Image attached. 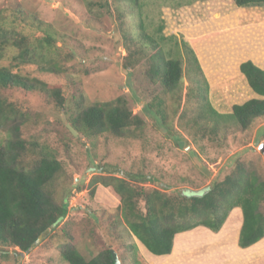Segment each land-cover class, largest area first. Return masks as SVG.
<instances>
[{"label": "rangeland", "instance_id": "1", "mask_svg": "<svg viewBox=\"0 0 264 264\" xmlns=\"http://www.w3.org/2000/svg\"><path fill=\"white\" fill-rule=\"evenodd\" d=\"M0 11L10 31L27 35L32 40L40 29L48 31L60 48L63 64L60 74L41 72L36 65L21 66L13 71L61 86L63 107H57L54 100L42 94L20 92L16 98L27 110L20 137L59 151L64 172L49 191L57 202H62L64 197L69 200V214L65 220L29 253L19 255L0 246V264H68L61 255L68 244L87 260L111 248L125 264H133L135 255L140 264H177L175 260H147L148 250L130 238L122 222L118 209L120 198L112 188L99 185L91 196L90 182L100 172L104 175L133 174L146 167L147 173L160 175L169 185L194 187V191H199L222 181L242 163L264 181V155L259 149L264 144V117L255 120L247 130H242L230 118H222L217 136L208 133L206 138H199L195 143L180 129L179 116L171 118V115L173 125L165 128L150 109L162 90L146 75L147 62L143 60L130 70L124 66L128 54L126 38L130 39L133 34L141 36L140 23L143 22L146 33L160 42L167 58H179L177 51L182 46L176 47V43L184 39L192 48L206 51L208 65L212 68L218 65L212 58L217 41L227 39L224 24L240 23L242 29L238 35L239 39H244L256 29L253 26L247 33L246 26L264 21V5L239 8L234 0H140L137 7L134 0H0ZM162 25L161 33L159 27ZM162 35L168 39L162 41ZM192 37L195 43L198 41L194 46ZM17 53V50L8 49L1 65L11 67ZM228 72L235 79L230 85L238 83L237 87L221 80L225 72H215L210 78L212 86L208 82L209 89L205 91V99L224 117L232 113L234 105L261 99L242 73L244 79L237 71ZM182 87L180 107L188 111L187 117L196 116L206 103L199 90L204 89L205 84L199 87L186 78ZM119 97L125 98L129 108L145 121L144 129L135 137L119 139L106 133L88 140L71 129L70 121L78 115L79 103L91 106ZM166 102L172 113L179 99L177 95H170ZM7 139V133L0 131V145ZM34 159L35 156H27L24 165H31ZM260 212L264 214V202ZM126 239L136 243L137 251L122 244ZM5 253L6 258L2 257Z\"/></svg>", "mask_w": 264, "mask_h": 264}, {"label": "trees", "instance_id": "2", "mask_svg": "<svg viewBox=\"0 0 264 264\" xmlns=\"http://www.w3.org/2000/svg\"><path fill=\"white\" fill-rule=\"evenodd\" d=\"M139 1L134 0L136 7ZM234 3L239 8H250L264 5V0H234ZM4 20L0 11V131L8 135V139L0 145V246L23 255L32 251L49 231L58 228L65 220L69 214V200L64 197L62 202H57L49 191V187L64 172L59 151L20 137L27 120V110L16 95L20 92L42 94L50 101L54 100L57 107L64 106V98L60 85H49L13 70L36 65L41 72L56 75L63 71V64L60 48L50 32L40 29L32 40L27 35L10 31ZM140 29L141 36L133 34L130 39L126 38L128 54L124 66L130 70L143 60L147 62L146 75L162 90L161 96L158 95L155 103L150 104V109L165 128L172 127L171 118L179 116L180 129L198 143L199 138H206L208 133L218 135L219 120L222 118H230L242 130H247L255 120L264 117V70L253 62L241 64L240 71L261 99L234 105L232 113L224 117L205 99L208 81L193 48L183 39L182 43H176V47L182 46V49L177 48L179 58L169 59L160 42L146 33L143 22ZM163 30L164 25L159 27V32ZM167 39L161 36L162 41ZM169 39L176 40V37ZM8 49L18 52L12 58L11 67L1 65L4 52ZM186 78L199 87L205 84V88L199 90L206 103L192 117H187L188 111L180 107L182 84ZM191 92L187 93L188 102ZM170 95H177L179 99L172 113L168 111L166 102ZM210 124L213 126L210 127ZM145 125L144 119L129 108L123 97L91 106L81 102L78 104V115L70 121L71 129L88 140L106 133L119 139L135 137ZM27 156H35L29 166L24 165ZM99 185L114 190L120 198L118 209L130 238L155 256L170 255L178 234L199 227L219 232L236 208H240L243 215L239 247L246 249L264 239V214L260 212L264 202V181L242 163L222 181L199 191H194V187L169 185L160 175L147 173L146 167L133 174L97 173L90 182L91 196L95 195ZM124 241L126 243L122 240V244L129 250L137 251L134 241ZM111 251V248L105 249L87 260L68 244L63 247L61 255L68 264H115ZM2 257L6 258V253ZM119 258L123 264L125 260L121 256ZM132 261L133 264H140L136 255Z\"/></svg>", "mask_w": 264, "mask_h": 264}, {"label": "crops", "instance_id": "3", "mask_svg": "<svg viewBox=\"0 0 264 264\" xmlns=\"http://www.w3.org/2000/svg\"><path fill=\"white\" fill-rule=\"evenodd\" d=\"M239 24H224V29L227 31V39L223 42L217 41L218 45L213 51L214 55L212 57L218 61V65L211 68L208 65L206 51L193 48L198 56L204 75L211 86L210 78L215 72H218V74L226 73L221 80L230 81L228 82L230 85L235 79L228 75V71H237L238 76H241L240 64L247 60L252 61L256 66L264 70V21L253 24L252 27L246 26L247 33H250L249 30L253 26L256 29L244 39H239L238 34H241L240 30L242 29ZM193 37L196 36L194 35ZM193 37L191 38L192 45L198 42L196 41L195 43ZM218 59H222V61ZM219 82L221 83V81ZM239 83L244 87L241 82ZM218 85L219 83H217ZM235 85L237 87L238 83H233L230 86ZM239 209L236 208L230 213L219 232L215 233L207 228L199 227L192 231L178 234L175 237L174 247L170 255L155 256L147 251V260L149 262H163L166 259L175 260L177 264H264V239L246 249H242L238 245L243 222V215L242 213L240 214ZM235 214H238V216L234 219Z\"/></svg>", "mask_w": 264, "mask_h": 264}, {"label": "water", "instance_id": "4", "mask_svg": "<svg viewBox=\"0 0 264 264\" xmlns=\"http://www.w3.org/2000/svg\"><path fill=\"white\" fill-rule=\"evenodd\" d=\"M259 149L264 155V144H262ZM111 253H112V258H113L114 263L115 264H120V260H119L118 255L116 254V252L111 251Z\"/></svg>", "mask_w": 264, "mask_h": 264}]
</instances>
